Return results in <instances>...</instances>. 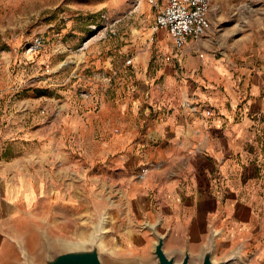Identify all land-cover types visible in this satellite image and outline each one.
<instances>
[{
    "label": "rangeland",
    "instance_id": "374dc122",
    "mask_svg": "<svg viewBox=\"0 0 264 264\" xmlns=\"http://www.w3.org/2000/svg\"><path fill=\"white\" fill-rule=\"evenodd\" d=\"M164 2L0 0V199L14 201L0 211L12 216L0 228V256L10 262L0 264H42L68 248L91 247L93 236L104 264H135L139 254L157 264L153 214L132 206L113 162L137 153L155 107L184 74L185 59L179 63L172 41L163 47L155 29ZM212 12L214 34L193 54L216 53L215 45L226 52L253 30V45L260 43L264 0H217ZM125 135L131 147L117 141ZM257 232L218 240L215 260L239 249L228 264H264V233ZM199 263L193 255L191 264Z\"/></svg>",
    "mask_w": 264,
    "mask_h": 264
},
{
    "label": "crops",
    "instance_id": "0c3cea01",
    "mask_svg": "<svg viewBox=\"0 0 264 264\" xmlns=\"http://www.w3.org/2000/svg\"><path fill=\"white\" fill-rule=\"evenodd\" d=\"M210 19L212 28L202 41L214 34L212 11ZM259 26L258 45L253 30L226 52L217 53L215 45L216 53L200 58L193 50L202 48L192 42L176 51L179 63L185 59L184 74L155 107L152 128L135 141L137 153L129 150L113 162L119 171L115 179L126 187L132 206L153 214L151 226L166 235L165 250L178 252L179 259L187 247L199 258L213 232L221 245L264 233V27ZM161 30L160 43L168 48L173 39ZM245 51L251 55L232 58L231 52ZM117 141L131 147L127 135ZM135 169L138 178L131 174ZM13 202L0 199V211ZM11 220L2 216L0 228ZM129 237L136 241L141 235ZM168 243L174 248L166 249ZM5 249L0 240V254ZM138 258L146 259L139 254L131 260ZM0 262L10 259L0 256Z\"/></svg>",
    "mask_w": 264,
    "mask_h": 264
},
{
    "label": "built area",
    "instance_id": "2783aa9c",
    "mask_svg": "<svg viewBox=\"0 0 264 264\" xmlns=\"http://www.w3.org/2000/svg\"><path fill=\"white\" fill-rule=\"evenodd\" d=\"M217 0H165L155 16V29H166L174 48L181 52L192 42L198 45L212 28L210 13ZM37 45L41 39H36ZM211 115L210 109L206 112Z\"/></svg>",
    "mask_w": 264,
    "mask_h": 264
},
{
    "label": "water",
    "instance_id": "95a60500",
    "mask_svg": "<svg viewBox=\"0 0 264 264\" xmlns=\"http://www.w3.org/2000/svg\"><path fill=\"white\" fill-rule=\"evenodd\" d=\"M151 228L156 236L152 253L157 264H191L192 254L188 247L184 250L182 258L179 259L178 252L169 253L165 250L166 235L160 234L155 226H151ZM90 241L92 243L91 247L68 248L46 257L42 264H104L98 246V237L93 236ZM215 250L216 233L213 232L209 238L208 244L204 246L201 251L199 264H228L230 261L234 260L239 251V249H234V251H231L227 256L215 260ZM134 262L135 264H145L140 258Z\"/></svg>",
    "mask_w": 264,
    "mask_h": 264
}]
</instances>
